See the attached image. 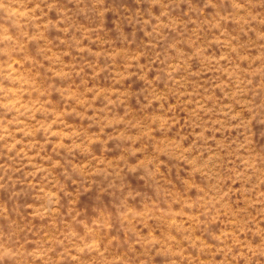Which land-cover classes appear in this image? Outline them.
I'll list each match as a JSON object with an SVG mask.
<instances>
[{"label": "rangeland", "instance_id": "374dc122", "mask_svg": "<svg viewBox=\"0 0 264 264\" xmlns=\"http://www.w3.org/2000/svg\"><path fill=\"white\" fill-rule=\"evenodd\" d=\"M0 264H264V0H0Z\"/></svg>", "mask_w": 264, "mask_h": 264}]
</instances>
